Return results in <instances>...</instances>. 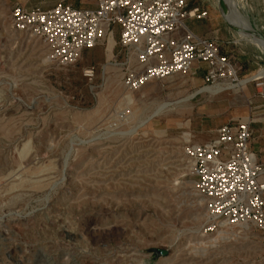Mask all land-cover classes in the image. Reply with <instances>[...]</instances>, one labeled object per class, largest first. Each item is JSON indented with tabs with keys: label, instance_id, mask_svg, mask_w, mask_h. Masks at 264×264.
<instances>
[{
	"label": "rangeland",
	"instance_id": "374dc122",
	"mask_svg": "<svg viewBox=\"0 0 264 264\" xmlns=\"http://www.w3.org/2000/svg\"><path fill=\"white\" fill-rule=\"evenodd\" d=\"M56 1L0 0V264H264V233L252 226L204 231L183 153L246 107L264 115V47L237 32L221 0H188L209 10L213 27L199 22L198 34L233 55L239 81L256 78L166 111L205 84L174 75L127 91L116 29L59 65L42 40L12 28L14 4ZM233 1L249 24L258 13L264 22V0ZM252 28L264 38V26Z\"/></svg>",
	"mask_w": 264,
	"mask_h": 264
},
{
	"label": "built area",
	"instance_id": "2783aa9c",
	"mask_svg": "<svg viewBox=\"0 0 264 264\" xmlns=\"http://www.w3.org/2000/svg\"><path fill=\"white\" fill-rule=\"evenodd\" d=\"M76 1L57 0L47 8L14 4L11 26L42 40L46 60L59 65L75 64L116 29L121 84L129 92L174 75H192L202 66L205 86L240 80L232 56L186 25L187 19L207 17V10L188 7V0ZM84 75L92 77L93 69ZM250 123L223 124L212 140L183 147L194 190L204 202L206 233L246 226L264 233V163L252 150Z\"/></svg>",
	"mask_w": 264,
	"mask_h": 264
},
{
	"label": "crops",
	"instance_id": "0c3cea01",
	"mask_svg": "<svg viewBox=\"0 0 264 264\" xmlns=\"http://www.w3.org/2000/svg\"><path fill=\"white\" fill-rule=\"evenodd\" d=\"M75 5H77V1L76 0H71ZM18 4V3H17ZM22 5V4H20ZM25 6V5H22ZM26 7V6H25ZM196 7V6H191V8ZM28 8V7H26ZM43 8V7H41ZM46 8V7H44ZM202 9L207 10V17L201 20H195V19H189L188 21H186V25L188 26V28L195 34L199 35L198 32L196 31V24L199 22H204L205 21V27L208 28V30H211V28L213 27V24L209 21V10L207 7H200ZM249 21L251 26H253L256 29H262L264 26V22H263V16L258 13L256 14V16H249ZM199 36H203V35H199ZM203 37L215 40L218 42V44L220 45V48L222 47V44H220V42L218 41V39L214 36H209L208 34H205ZM229 40H226V43L229 44L228 42ZM224 47V46H223ZM221 51L223 53L229 54V52L225 51L224 49ZM230 56H232L234 64L237 68V65L235 63V58L233 57V55L229 54ZM246 73V72H245ZM203 75H204V66H202L201 68H198L196 70H194V74H192V79H194L195 82H203ZM261 105L258 106H254L252 107H246L241 114L238 115V117L233 118L232 120L234 122H239V121H244L247 119H250L251 123H250V128H251V133H252V141H251V147L252 150L254 151V153L256 154L257 158L264 163V115L262 114H258L257 111L260 109ZM228 122L222 123L219 126L226 124ZM218 126V127H219ZM216 135V134H215ZM215 137V136H214ZM206 141L204 140H200L198 141V144H203ZM262 179L264 181V175L262 176Z\"/></svg>",
	"mask_w": 264,
	"mask_h": 264
},
{
	"label": "bare ground",
	"instance_id": "6f19581e",
	"mask_svg": "<svg viewBox=\"0 0 264 264\" xmlns=\"http://www.w3.org/2000/svg\"><path fill=\"white\" fill-rule=\"evenodd\" d=\"M221 7L226 11V13L229 15L230 19L233 21L237 32L240 35H243L245 32H248L255 42L264 47V38L260 37L256 31L252 28V26L249 24L248 20L246 19L245 15H243L237 8L236 3L233 0H221ZM10 15V14H9ZM263 75V74H262ZM259 76V75H256ZM255 76H251L247 79L241 80L238 82V87H242L246 85L248 82H250ZM256 78V77H255ZM194 80V79H193ZM151 83V82H149ZM148 83V84H149ZM230 84V83H228ZM235 84V83H233ZM147 85V84H146ZM234 86H228L223 87L222 85L217 86H203L193 92L192 94L188 95L186 98L179 100L178 102L174 103H162L160 105V109H165L166 111H175L177 113V110L184 106H191L189 103H187L192 97H194L198 93H207L211 97H216L220 94H222L224 91L228 89H233ZM158 110V109H157ZM159 114V113H158Z\"/></svg>",
	"mask_w": 264,
	"mask_h": 264
},
{
	"label": "water",
	"instance_id": "95a60500",
	"mask_svg": "<svg viewBox=\"0 0 264 264\" xmlns=\"http://www.w3.org/2000/svg\"><path fill=\"white\" fill-rule=\"evenodd\" d=\"M256 33H257L260 37H262L258 32H256ZM158 253H160V254L163 253V254H164L165 252H164V251H158Z\"/></svg>",
	"mask_w": 264,
	"mask_h": 264
}]
</instances>
